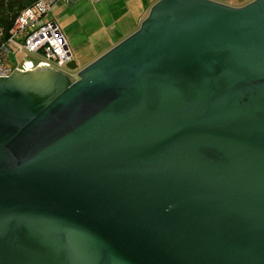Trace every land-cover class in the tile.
<instances>
[{
	"label": "water",
	"instance_id": "1",
	"mask_svg": "<svg viewBox=\"0 0 264 264\" xmlns=\"http://www.w3.org/2000/svg\"><path fill=\"white\" fill-rule=\"evenodd\" d=\"M66 69L0 78V264H264V0Z\"/></svg>",
	"mask_w": 264,
	"mask_h": 264
},
{
	"label": "built area",
	"instance_id": "2",
	"mask_svg": "<svg viewBox=\"0 0 264 264\" xmlns=\"http://www.w3.org/2000/svg\"><path fill=\"white\" fill-rule=\"evenodd\" d=\"M91 4L100 0H85ZM71 0H39L31 7L23 10L14 20L5 42L0 44V78L8 76L12 71L7 67L11 51H22L37 57L36 62H24L14 70L26 72L43 63L48 67L66 70L72 61V53L58 24L46 20L52 7ZM1 36V31H0Z\"/></svg>",
	"mask_w": 264,
	"mask_h": 264
},
{
	"label": "crops",
	"instance_id": "3",
	"mask_svg": "<svg viewBox=\"0 0 264 264\" xmlns=\"http://www.w3.org/2000/svg\"><path fill=\"white\" fill-rule=\"evenodd\" d=\"M156 1L157 0H100L97 3L91 4L85 0H71L70 4L60 2V5H58V3L53 6L46 17V20L56 21L54 15L60 13L62 10L59 6L72 7V11L80 15L91 13L95 15L94 18L100 24V28L107 33L109 44H112V47L139 27L141 21L146 17L149 8L156 3ZM212 1L230 7H241L252 0ZM66 42L70 48V42L67 40ZM111 47H107L104 50Z\"/></svg>",
	"mask_w": 264,
	"mask_h": 264
},
{
	"label": "rangeland",
	"instance_id": "4",
	"mask_svg": "<svg viewBox=\"0 0 264 264\" xmlns=\"http://www.w3.org/2000/svg\"><path fill=\"white\" fill-rule=\"evenodd\" d=\"M59 7L62 10L54 15V19L58 25H61L59 26L61 31L66 40L70 42L72 61L75 62L77 70H80L108 51L110 48L104 49L111 47L112 44H109L108 35L100 28V24L94 18L95 15L91 13L80 15L74 13L72 7ZM36 60L37 57L33 54L12 50L8 57L7 67L13 71L16 66L24 62L35 63Z\"/></svg>",
	"mask_w": 264,
	"mask_h": 264
},
{
	"label": "trees",
	"instance_id": "5",
	"mask_svg": "<svg viewBox=\"0 0 264 264\" xmlns=\"http://www.w3.org/2000/svg\"><path fill=\"white\" fill-rule=\"evenodd\" d=\"M39 0H0V44L5 42L17 16Z\"/></svg>",
	"mask_w": 264,
	"mask_h": 264
},
{
	"label": "clouds",
	"instance_id": "6",
	"mask_svg": "<svg viewBox=\"0 0 264 264\" xmlns=\"http://www.w3.org/2000/svg\"><path fill=\"white\" fill-rule=\"evenodd\" d=\"M67 70V69H66ZM66 70H64V71H66Z\"/></svg>",
	"mask_w": 264,
	"mask_h": 264
}]
</instances>
